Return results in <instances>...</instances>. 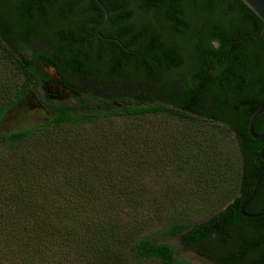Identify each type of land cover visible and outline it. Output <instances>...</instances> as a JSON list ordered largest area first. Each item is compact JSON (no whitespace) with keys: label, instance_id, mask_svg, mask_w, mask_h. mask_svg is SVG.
I'll use <instances>...</instances> for the list:
<instances>
[{"label":"trees","instance_id":"1","mask_svg":"<svg viewBox=\"0 0 264 264\" xmlns=\"http://www.w3.org/2000/svg\"><path fill=\"white\" fill-rule=\"evenodd\" d=\"M101 2L117 28L113 37L134 47V58L119 56L113 42L86 41L88 27L94 33L103 21L93 0H0V64L10 69L0 72V264H93L91 252L112 264H130L127 254L145 263L177 264L169 244L120 235L110 223L123 205L137 204L142 195L140 181L124 173L136 168L130 151L142 142L129 130L114 129L116 118L165 115L199 124L201 131L215 130L217 139L225 135L213 123H222L197 116L209 117L208 107L216 104L237 122L227 129L243 158L240 195L205 223H178L167 230L182 235L193 248L212 234L219 236L217 245L226 244L228 223L239 217L250 167L244 148L251 150L252 167L260 163L262 144L249 136L247 126L264 103L262 22L240 0ZM195 5L209 23L188 38L187 50L181 41L191 28L187 10ZM39 26L50 30V37ZM42 46L47 49L40 50ZM39 57L56 68L73 100L50 102L39 123L6 130L12 113L20 106L33 107L41 93L36 82ZM63 58L74 79H65ZM85 59L91 61L87 70ZM71 80L91 82L101 91ZM165 81L170 90L158 88ZM131 84H139L140 92L120 90L119 85ZM114 88L120 91L112 93ZM90 124L92 128H83Z\"/></svg>","mask_w":264,"mask_h":264},{"label":"rangeland","instance_id":"2","mask_svg":"<svg viewBox=\"0 0 264 264\" xmlns=\"http://www.w3.org/2000/svg\"><path fill=\"white\" fill-rule=\"evenodd\" d=\"M187 11L191 28L188 37L181 41L186 49L191 44V37L200 32L201 26L209 23L207 17L199 11L198 5ZM38 28L41 33L46 32V36L50 37V30L41 26ZM40 50H46V46H42ZM9 71L8 66L0 64V72L8 74ZM71 83L85 86L93 92L101 91L100 87H94L91 82L82 85L77 80H71ZM131 85H119L120 90L140 92L139 84ZM158 88L170 90L172 85L165 81L163 87ZM114 89L111 90L112 93L120 91ZM148 95L152 96L153 93ZM36 98H41V93ZM16 111L18 113L14 114ZM16 111L5 122L4 129L29 127L39 123L45 114L42 108L35 106H20ZM213 124L220 127L225 137L221 135L217 139L215 130L208 132L206 128V131H201L199 124L182 123L165 115L113 120L114 129L129 130L133 138L142 142L137 143L130 151L136 158V168L124 172L140 181L142 195L137 204L123 205L110 217V223L120 235L127 234L134 239L149 237L159 243L169 244L177 264H212L209 260L198 257L194 250L184 248L181 235H170L167 230L178 223H185L190 227L204 223L240 195L243 158L236 139L225 125ZM89 127L92 128L93 125L83 128ZM124 178L126 177L123 176L120 180ZM89 246L94 251L90 240ZM127 257L130 264H158L136 261L130 254ZM90 261L93 264H112L107 257H97L94 252H91Z\"/></svg>","mask_w":264,"mask_h":264},{"label":"flooded vegetation","instance_id":"3","mask_svg":"<svg viewBox=\"0 0 264 264\" xmlns=\"http://www.w3.org/2000/svg\"><path fill=\"white\" fill-rule=\"evenodd\" d=\"M88 30V33H90V35L86 37V41L92 39V41H94L95 43L97 42L98 38H100L102 41L105 42H113L114 44L118 45V47L116 48L118 51L117 54L119 56L128 57L129 59L134 58L137 54V51L134 47H125L122 41L113 37L117 28L109 21L107 22L105 27L100 30V35L102 36V38L99 37L96 32H92V27L89 26ZM109 38L114 39L116 41L108 40ZM129 39V37L125 38L124 42H127L126 40ZM163 40L168 45L171 43L166 38H163ZM173 48L176 47L174 46ZM35 62L38 77L36 82L41 85V98H36L34 106L38 108H45V106L49 105L50 102L64 104L73 100V91L64 84L62 76L57 73L56 68H54L50 61L43 60L41 57H39L35 60ZM90 62L91 61L89 59H85L84 70L90 68ZM62 64L66 68L67 75L65 79H74L75 77L72 74L73 69L70 67L69 63L67 62V59L63 58ZM151 87H153L152 82ZM208 108L209 117L197 116V118L210 122H213L215 119L217 122L224 124L226 128H235L237 122L232 121L224 110H218L216 104L212 105L211 107L209 106ZM256 109H264V103ZM201 110V106L198 105L197 111L200 112ZM261 115L263 116L260 118L259 115L253 125V134L255 136H260L264 134V114ZM252 139L255 141L256 144H262V147L259 151L260 163L257 166L252 167V160L250 158L251 150L248 148H244L250 167H247L244 189L241 195L243 198L241 206L249 199L253 191V186L256 182V179L264 171V161L260 157L261 150L264 148V137L260 139ZM240 208L238 209L239 217L235 220L232 219L231 222L228 223V233L225 235V245H217L219 236L216 234H212L209 240L204 241L203 239H201L198 249L188 245L184 241V237L181 235L182 246L186 249L194 250L198 257L209 260V262H211L212 264H264V177L258 184L254 198L247 205H245L243 215L240 213ZM218 213L216 215H218ZM212 253L214 257L209 258L208 254Z\"/></svg>","mask_w":264,"mask_h":264},{"label":"water","instance_id":"4","mask_svg":"<svg viewBox=\"0 0 264 264\" xmlns=\"http://www.w3.org/2000/svg\"><path fill=\"white\" fill-rule=\"evenodd\" d=\"M240 1L262 22L263 27H264V0H240ZM94 2L97 4V6L100 8V10L103 13V21L101 22V24L97 27V29L95 31L96 34L102 38V36L100 35V30L103 27H105V25L107 24L109 15H108L107 9L105 8L104 4L100 0H94ZM108 40L116 41V40L110 39V38ZM261 114H264V109L256 110L253 113L252 117L250 118V121L248 124L249 135L254 139H260V138L264 137V134L260 135V136H255L253 134V125H254L257 117ZM263 152H264V148L261 150V153H260V157L264 161ZM263 177H264V171L256 179V182L253 186V191H252L249 199L241 206L240 213L242 215L244 214L243 210H244L245 205H247L254 198L258 184L262 180Z\"/></svg>","mask_w":264,"mask_h":264}]
</instances>
